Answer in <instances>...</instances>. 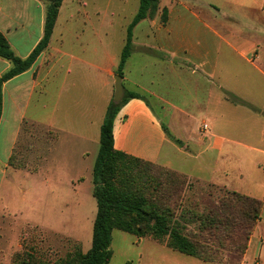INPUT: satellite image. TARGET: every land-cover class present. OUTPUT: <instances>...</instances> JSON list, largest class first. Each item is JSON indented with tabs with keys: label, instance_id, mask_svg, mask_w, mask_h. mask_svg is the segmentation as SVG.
Returning <instances> with one entry per match:
<instances>
[{
	"label": "crops",
	"instance_id": "0c3cea01",
	"mask_svg": "<svg viewBox=\"0 0 264 264\" xmlns=\"http://www.w3.org/2000/svg\"><path fill=\"white\" fill-rule=\"evenodd\" d=\"M86 7L83 0H63L46 49L28 70L1 85L0 220L18 212L29 221L27 229L42 233L47 229L33 223L32 210L50 208L52 200L35 196L29 182L43 171V196L62 183L63 195L54 204L81 205L83 174L99 148L125 46L123 33L105 43L100 26L89 18L100 13ZM44 18V0H0V33L16 57L24 60L32 53L43 36ZM10 69L0 58V77ZM121 85L123 94L138 97L123 104L113 120L114 149L218 183L220 171L208 165L222 167L223 158H232L233 146L240 145L225 130L243 129L246 114L251 124L264 118V0H158L156 14L132 30ZM198 122L205 129L198 130ZM35 127L43 133L36 170L28 162L35 153L30 145ZM17 148L25 165L13 163ZM175 155L180 163L174 167ZM195 165H205L209 174L195 173ZM17 198L21 209L10 212ZM70 239L80 244L78 237ZM19 247V241L9 245L6 264ZM259 251L264 264V248Z\"/></svg>",
	"mask_w": 264,
	"mask_h": 264
},
{
	"label": "trees",
	"instance_id": "16d2710c",
	"mask_svg": "<svg viewBox=\"0 0 264 264\" xmlns=\"http://www.w3.org/2000/svg\"><path fill=\"white\" fill-rule=\"evenodd\" d=\"M44 1L43 36L26 59L16 57L0 33V58L11 64V69L0 77V114L1 85L28 70L49 43L63 0ZM157 10L158 0H139L138 10L126 29L117 76L122 78L124 63L131 53L133 28L140 21L152 18ZM166 15V10H162V22ZM137 97L135 93L125 92L120 102L111 101L100 126L99 148L92 168L96 214L90 249L86 253L74 249L53 262L28 251L15 252L10 264H109L113 231L138 240L152 239L171 251L206 263H222L223 249L234 251L239 257L244 254L260 218L262 206L258 200L218 190L216 202L211 206L189 200L185 204L183 193L188 188L184 176L168 171L163 176L164 172L154 164L114 149L113 120L123 104ZM162 177H165L163 181Z\"/></svg>",
	"mask_w": 264,
	"mask_h": 264
},
{
	"label": "rangeland",
	"instance_id": "374dc122",
	"mask_svg": "<svg viewBox=\"0 0 264 264\" xmlns=\"http://www.w3.org/2000/svg\"><path fill=\"white\" fill-rule=\"evenodd\" d=\"M83 2L87 4V9L96 8L100 13L99 16H89V18L95 25L100 26L102 40L106 37L105 43L111 36L118 37L121 33L126 34L127 26L139 7V0H83ZM169 77L167 76V78ZM169 114L171 113L168 112ZM156 115L161 118L165 117V114L159 112ZM163 121L167 124L165 119ZM253 121L254 123L251 124L250 118L246 114L244 115L245 127L243 129L233 130V132L225 130V133L229 134V137L239 142L240 145L233 146L232 158H229L228 161L223 158L222 167L217 165L214 168L213 165H208L211 171L212 169L220 171L219 174L217 173L218 183H210L155 165L160 172H164H161L163 176L168 171L186 178L188 189L183 193L185 204L189 200L211 206L216 202L218 190L235 192L256 199L261 203L259 221L253 228L247 241L246 250L241 257L234 251L223 249L221 252L222 263H206L171 251L152 239L146 238L143 242L138 243V239L132 235L113 231L110 246L112 258L109 264H260L259 250L264 248V118L259 119L258 123ZM197 128L198 130L205 129L200 122H198ZM216 131L219 132L220 130ZM32 135L30 145L35 153L28 155V162L36 170L41 165L39 159H41L43 152L42 128H33ZM245 145L252 147V149L244 147ZM96 149L89 159L90 169L88 171L86 169L83 174L86 181L83 184V191L79 199V204L82 206L80 205L78 208H74L73 204V206L67 207L54 204L55 199L63 195L60 192V188L63 187L62 183L53 184L52 194L46 191L43 196V171L32 179L33 181L29 182L30 187L35 191V196L41 195V200L45 198L46 202L52 200L50 208L43 209L36 206L32 210L33 223H38L36 224L37 227L40 226L47 230L42 233L36 227L27 229L26 223L29 221L24 218V214L19 216L18 212H15L17 216L14 219L0 220V264H6V258L10 251L8 247L9 245H16L17 241L22 247L13 251L11 258L15 252L28 251L37 258L53 262L63 258L74 249L81 248L85 253L90 249L93 221L96 214V203L92 197V168L98 153ZM90 152L93 153V151ZM173 159V166L175 167L180 163V157L175 155ZM13 163L16 166L26 163L20 148H17L15 152ZM204 166L199 168L195 165L191 169L195 173L200 172L201 175L206 176L209 173L203 169ZM221 168H224V174ZM66 174L68 175V172ZM56 178L60 179L58 176ZM164 179L165 177H162V181ZM20 182H22L21 179H19ZM222 183H225V186H221ZM14 204L16 207H11L10 212L21 209L18 198L16 201L14 199ZM71 236L78 237L80 244L72 241ZM248 248L250 251L247 253Z\"/></svg>",
	"mask_w": 264,
	"mask_h": 264
},
{
	"label": "water",
	"instance_id": "95a60500",
	"mask_svg": "<svg viewBox=\"0 0 264 264\" xmlns=\"http://www.w3.org/2000/svg\"><path fill=\"white\" fill-rule=\"evenodd\" d=\"M122 96H123V89L121 85V77L115 76L113 101L115 103L120 102Z\"/></svg>",
	"mask_w": 264,
	"mask_h": 264
},
{
	"label": "built area",
	"instance_id": "2783aa9c",
	"mask_svg": "<svg viewBox=\"0 0 264 264\" xmlns=\"http://www.w3.org/2000/svg\"><path fill=\"white\" fill-rule=\"evenodd\" d=\"M205 128V127H204Z\"/></svg>",
	"mask_w": 264,
	"mask_h": 264
}]
</instances>
